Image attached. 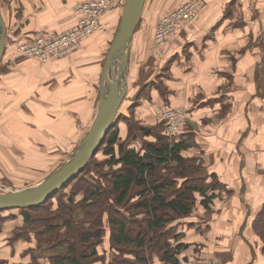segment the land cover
Listing matches in <instances>:
<instances>
[{
    "label": "crops",
    "instance_id": "1",
    "mask_svg": "<svg viewBox=\"0 0 264 264\" xmlns=\"http://www.w3.org/2000/svg\"><path fill=\"white\" fill-rule=\"evenodd\" d=\"M83 1L34 3L66 6L59 12L65 15L70 14L67 7ZM148 1L129 46L127 93L116 116L120 139L124 142L129 133L125 118L164 135L159 110L185 107L189 115L180 137L190 147L183 155L201 164L197 177L208 182L216 177L223 189L215 192L218 197L208 209L198 204L179 219L185 234L180 244L189 245L179 262L188 256L190 264L200 258L216 264H264L262 243L253 230L264 205V0H204L194 21L171 41L165 58L154 51L158 13ZM119 3L103 19L114 29L122 16ZM115 34L93 37L71 58L45 64L17 61L12 66L6 49L0 61V109L14 108L9 118L22 119L19 123L34 131L32 142L42 134L52 137L55 144L49 148L73 149L96 118L106 51ZM17 94L27 116L19 114ZM140 140L130 148L140 150ZM3 216L9 218L0 226V264H48L50 256L41 254L47 249L39 246L37 254L31 253L34 239H13L25 227L21 211Z\"/></svg>",
    "mask_w": 264,
    "mask_h": 264
},
{
    "label": "trees",
    "instance_id": "2",
    "mask_svg": "<svg viewBox=\"0 0 264 264\" xmlns=\"http://www.w3.org/2000/svg\"><path fill=\"white\" fill-rule=\"evenodd\" d=\"M119 117V121L123 120ZM124 120L129 127L127 139L121 141L116 120L99 149L110 158L105 165L119 168L101 174L99 167H96L98 170L90 169L93 158L79 177L65 188L77 187L80 181H85L88 183L84 185L85 192L77 188L71 193L70 202L61 200L56 210L51 209L50 200L31 209L30 224H25L13 239H34L33 251L39 246L43 249L49 243L47 250L51 246L59 250L67 247L65 253L62 251L50 257L53 264H90L88 252L94 245L90 242L100 232L103 219L107 217L112 248L134 254L133 264L137 261L146 263L142 253L147 247L156 248L157 256L164 264H178L177 255L181 248L172 250L169 243L171 232L167 226L191 215L198 204L208 209L218 197L215 192L223 189V185L216 177L211 182L197 177L202 166L183 155L190 147L189 142L180 137L183 133L169 141L167 133H153L151 129L139 126L133 118ZM140 135L142 139L152 136L155 141L147 142L146 139L147 143H141L142 149H131L130 143L141 139ZM87 172L91 173L89 178L85 177ZM101 180L105 186L98 183ZM78 195L82 196L81 200L74 201ZM133 198L139 200L130 206ZM122 211L131 216L143 214L144 219L130 221ZM4 212L0 211V226L9 218L3 216ZM253 223L256 236L263 242L264 255V205Z\"/></svg>",
    "mask_w": 264,
    "mask_h": 264
},
{
    "label": "rangeland",
    "instance_id": "3",
    "mask_svg": "<svg viewBox=\"0 0 264 264\" xmlns=\"http://www.w3.org/2000/svg\"><path fill=\"white\" fill-rule=\"evenodd\" d=\"M34 1L35 0H0L1 12L4 17V21L6 23V30H7L6 49L8 55L11 54L10 58L8 59L9 61L8 64L12 61V66L14 65L13 63L17 61L45 64L52 60H64L67 58H71L76 52L80 51L82 46H88L89 44H92L93 37L95 38L99 35L107 36L110 35V33H111L110 36H112V34L113 33L115 34V32L117 31L118 26L117 28L115 27L116 29L115 30L111 24L110 25L105 24L103 19L116 9L117 7L116 2H120L118 6L120 7L122 12V8L124 5L123 3L125 2V0H119V1L105 0L110 4L108 10L99 13L100 16L97 18V20H93L91 16L92 15L91 13L93 11V4L101 0H86L83 2H78L76 5L72 6L73 9L70 6L67 7L68 10H70V14H65V15H59V12L61 11V8L64 9L66 6H62L61 8H59L55 6L49 7V5H35ZM37 1L42 2L43 0H37ZM182 1L183 0H149L148 7H153L154 4L156 5V10L158 15L155 16L157 14L156 13L154 14V16L156 17L155 19L157 20L158 23L159 20L166 13L171 11L170 9L172 7H176V5L179 6ZM89 7L90 10L86 11ZM177 7L175 9H177ZM93 15L97 16V13L94 12ZM73 18L75 21L74 25L72 23ZM144 20L146 19L144 18ZM91 21H92L91 28L85 27V24H83V23L89 24ZM70 24L71 26H68L66 28V26ZM141 25L139 27H141ZM76 30L82 31L81 33L82 37L80 39L77 50L76 49H74V51L65 50L66 53L61 57L48 56L45 60H41V58L39 59L38 56H36L35 54L30 55L28 53H24L20 49L22 46H25L31 50L43 51L44 46L41 44L40 41L41 39H46V38L49 39L53 34L59 36H64L65 34L70 35L71 31H76ZM182 31L183 30L178 32L177 35L173 37V40L177 38L178 34L181 33ZM111 44L112 43H110V46ZM108 52L109 51H106V54H108ZM152 62L154 63V59L152 60ZM21 96L22 95L17 94V98L19 99L18 105L22 104ZM6 105H8V103ZM18 107H19L20 116L22 115L27 116L29 114V111H25V109H23L24 106L19 105ZM14 112H15L14 108L12 109L4 108V110L0 109V194L20 191L40 185L48 176L63 168L74 158L82 141L81 140L78 143L76 142L75 147L70 150L69 149L63 150L57 146L55 148H49L53 146L55 143L52 142L51 136L43 137L42 134L41 135L37 134L38 136H40V138L37 139L38 142H32L31 137L35 136V134H33L34 131L31 128L26 127L24 123H19V122H23L22 119L20 118L14 119V117L9 118L11 115L10 113H14ZM30 115L33 116L32 114ZM162 121L163 120L159 122L161 123V126L164 127V125H162L163 124ZM185 123L182 131H184ZM22 130L25 132H23ZM140 138H141L140 146L138 147V149H142L143 144L141 143L143 142L145 143L151 141L153 142L151 138H149L150 141L142 139L141 135ZM37 145H41V147H38ZM11 146H13L14 149L10 148ZM17 146H19V148ZM117 156H118V150L116 149V158ZM109 159H110L109 157L107 158V156L104 155L103 150L99 151L94 157L93 165L90 167V169L91 170L97 169L99 167L101 168L100 169L101 174H107L112 170L118 169L119 166L109 167L105 165L107 163L106 161H109ZM90 174L91 173L87 172L85 174L86 175L85 177L89 178ZM98 183L105 186V183H103L102 180L101 182ZM78 184L76 185L77 187L73 186V187H69L68 189H65V191L63 190L64 192H62L58 197L51 198L50 199V203L52 204L51 209L56 210L61 200L70 202L71 193L77 190V188L85 192L86 188H84V185L88 183L85 181L83 182L80 181ZM81 198H82L81 195L75 196L74 201L76 200L79 201L81 200ZM138 200H139L138 198H133L130 201V206L134 205V203H136ZM122 214L125 216V218H127L130 221L134 220L136 222L144 219L143 214L140 213H135V215L133 214L131 216L128 214V212L122 211ZM179 221H180L179 219L175 220L172 224L167 226V229H169V231L171 232L169 243L171 244L172 250H176L179 247L181 248V249L179 248L180 252L178 253L177 257H179L180 254L185 253V251L189 249L188 248L189 245H187V243L180 244L181 238L184 237L185 234L181 232L182 230L180 229ZM175 236L178 238H176ZM110 237H111V231L108 223V218L104 217L103 226H101L100 232H98L96 237H94L90 242L91 244L94 245L90 248L88 252L89 263L90 264L135 263L133 257L134 254H132L130 251L125 250L124 252H119L118 250L112 248ZM259 240L261 243H263L261 239ZM48 245H50V243ZM47 246H44V248L47 249ZM66 248L67 247L64 246L59 250V249H53L51 246V248H49L48 250H44V251L42 250L41 254L44 253L45 255H49L51 257L62 251L63 253H65ZM33 253L37 254L38 252L33 251ZM142 256H145V259L147 260L145 264H164L158 258L156 248L150 249V247H147L144 253H142ZM201 259L203 258H200V260H194V263L195 264L211 263L210 261H202ZM48 264H53V260H50ZM136 264H141V263H138L137 261ZM178 264H190V261H188V256H186V258L183 259V262L182 261L181 263L178 262Z\"/></svg>",
    "mask_w": 264,
    "mask_h": 264
},
{
    "label": "water",
    "instance_id": "4",
    "mask_svg": "<svg viewBox=\"0 0 264 264\" xmlns=\"http://www.w3.org/2000/svg\"><path fill=\"white\" fill-rule=\"evenodd\" d=\"M147 0H125L121 21L103 66L96 118L83 137L74 158L48 176L40 185L0 194V211L20 210L24 223L31 222L30 210L40 207L68 187L84 171L103 145L127 93L125 79L129 46L139 26ZM6 23L0 7V61L6 50Z\"/></svg>",
    "mask_w": 264,
    "mask_h": 264
},
{
    "label": "built area",
    "instance_id": "5",
    "mask_svg": "<svg viewBox=\"0 0 264 264\" xmlns=\"http://www.w3.org/2000/svg\"><path fill=\"white\" fill-rule=\"evenodd\" d=\"M109 6L110 4L105 0L93 4V11L91 13L92 19L97 20L100 16L99 13L107 11ZM203 6L204 0H185L181 6L169 11L159 20L154 30L153 37L154 51L157 57H165L168 51L167 48L173 40V37L194 21V18ZM88 10H90V7L86 11ZM94 12L97 13V16L93 15ZM83 24H85V27H92V21L89 24ZM81 33V30H76L71 31L70 35L65 34L64 36H59L53 34L49 39H41V44L44 46L43 51L31 50L25 46H22L20 49L24 53L30 55L35 54L39 59L41 58V60H45L48 56L61 57L66 53L65 50H77L82 37ZM188 115V111L185 107L159 110L158 117L160 121L163 120L165 132L170 140H173L183 132V126Z\"/></svg>",
    "mask_w": 264,
    "mask_h": 264
},
{
    "label": "bare ground",
    "instance_id": "6",
    "mask_svg": "<svg viewBox=\"0 0 264 264\" xmlns=\"http://www.w3.org/2000/svg\"><path fill=\"white\" fill-rule=\"evenodd\" d=\"M4 18V17H3Z\"/></svg>",
    "mask_w": 264,
    "mask_h": 264
}]
</instances>
